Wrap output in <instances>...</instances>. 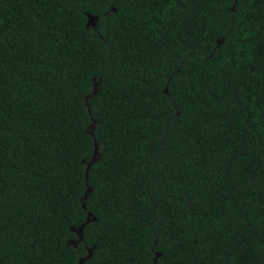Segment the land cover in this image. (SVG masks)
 Returning a JSON list of instances; mask_svg holds the SVG:
<instances>
[{
    "label": "trees",
    "instance_id": "obj_1",
    "mask_svg": "<svg viewBox=\"0 0 264 264\" xmlns=\"http://www.w3.org/2000/svg\"><path fill=\"white\" fill-rule=\"evenodd\" d=\"M80 260L264 264V0H0V264Z\"/></svg>",
    "mask_w": 264,
    "mask_h": 264
},
{
    "label": "water",
    "instance_id": "obj_2",
    "mask_svg": "<svg viewBox=\"0 0 264 264\" xmlns=\"http://www.w3.org/2000/svg\"><path fill=\"white\" fill-rule=\"evenodd\" d=\"M96 154H97V146H96V144H94V154L91 156L90 161H94ZM89 190H90V188L87 186V189L85 190L83 198L85 197L86 192H88ZM83 198L81 197L80 200H82ZM81 205H82V208L85 209V205L83 203H81ZM90 215H91V213L88 212L87 213V219H88V217H90ZM86 221H85V223H86ZM85 223H83L82 225H79V228H78L79 231L82 229V227L85 225ZM78 230H77V232H78ZM81 262H82V260H80L78 262V264H81Z\"/></svg>",
    "mask_w": 264,
    "mask_h": 264
},
{
    "label": "bare ground",
    "instance_id": "obj_3",
    "mask_svg": "<svg viewBox=\"0 0 264 264\" xmlns=\"http://www.w3.org/2000/svg\"><path fill=\"white\" fill-rule=\"evenodd\" d=\"M96 146H97V144H96Z\"/></svg>",
    "mask_w": 264,
    "mask_h": 264
},
{
    "label": "rangeland",
    "instance_id": "obj_4",
    "mask_svg": "<svg viewBox=\"0 0 264 264\" xmlns=\"http://www.w3.org/2000/svg\"><path fill=\"white\" fill-rule=\"evenodd\" d=\"M86 195V194H85Z\"/></svg>",
    "mask_w": 264,
    "mask_h": 264
}]
</instances>
